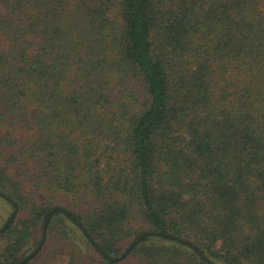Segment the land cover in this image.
<instances>
[{
    "label": "trees",
    "instance_id": "trees-1",
    "mask_svg": "<svg viewBox=\"0 0 264 264\" xmlns=\"http://www.w3.org/2000/svg\"><path fill=\"white\" fill-rule=\"evenodd\" d=\"M0 196V264H264V0H0Z\"/></svg>",
    "mask_w": 264,
    "mask_h": 264
},
{
    "label": "rangeland",
    "instance_id": "rangeland-1",
    "mask_svg": "<svg viewBox=\"0 0 264 264\" xmlns=\"http://www.w3.org/2000/svg\"><path fill=\"white\" fill-rule=\"evenodd\" d=\"M61 203L64 204L65 207H70V202L71 198L68 197L67 199H61L59 200ZM13 209L10 204H8L2 197L0 196V228L5 224L6 220L10 217ZM42 221H39L36 225V227L33 230V236L31 237V240L29 241L28 245L26 246L25 249L21 251V255L23 254L24 256L29 254L33 249L34 246L38 244V241H40V235L42 234ZM48 224V223H47ZM45 237H46V232H45ZM44 237V238H45ZM48 237V245L49 247H54L52 246L53 242H56L55 245L57 244V240H54L53 237V231L50 230ZM9 234H3L0 235V251L2 248L8 243L9 241ZM45 244V243H44ZM62 256L57 257L55 260H51L50 264H65L63 263V257ZM65 260V259H64Z\"/></svg>",
    "mask_w": 264,
    "mask_h": 264
},
{
    "label": "water",
    "instance_id": "water-1",
    "mask_svg": "<svg viewBox=\"0 0 264 264\" xmlns=\"http://www.w3.org/2000/svg\"><path fill=\"white\" fill-rule=\"evenodd\" d=\"M15 211H16V208H15V210L13 211L12 215L10 216L9 220L4 224V226L2 227V229H4V228L7 226V224L11 221V219L13 218V215L15 214ZM50 215H51V212H49V213L47 214V216L45 217V219H44L43 230H42V238H41V240H40V243L37 245V247H36L33 251H31V252L26 256V258L21 259V260H20V263H23L26 259H29L30 257L34 256V255L38 252V250L41 248V246H42V244H43V242H44L45 228H46L47 223H48V221H49ZM144 235H145V234H142V235L138 236V237H137V238H136V239H135V240L129 245V248H131V246H132L135 242L139 241ZM126 252H127V251H126ZM126 252H125V253H126Z\"/></svg>",
    "mask_w": 264,
    "mask_h": 264
}]
</instances>
